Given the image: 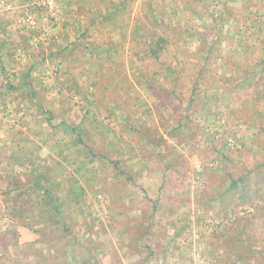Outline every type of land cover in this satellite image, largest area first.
Wrapping results in <instances>:
<instances>
[{"label": "rangeland", "instance_id": "374dc122", "mask_svg": "<svg viewBox=\"0 0 264 264\" xmlns=\"http://www.w3.org/2000/svg\"><path fill=\"white\" fill-rule=\"evenodd\" d=\"M198 2L0 0V264H264V0Z\"/></svg>", "mask_w": 264, "mask_h": 264}, {"label": "trees", "instance_id": "16d2710c", "mask_svg": "<svg viewBox=\"0 0 264 264\" xmlns=\"http://www.w3.org/2000/svg\"><path fill=\"white\" fill-rule=\"evenodd\" d=\"M198 0H180V4H179V8L181 10H186L187 13H194L195 11H198V8L200 7V2H198ZM47 4H45V9L47 10ZM41 8V7H40ZM39 9V8H37ZM238 17H241L240 15ZM4 17L0 16V35H2V37H0V73H1V78L4 81L3 85H6L5 87L10 88L11 90H17L19 85H22L24 83H28L27 79L31 77L32 74V67L28 68V70H26V72L23 71L22 72H11L10 67L8 66V64H6V61L3 60V48L4 47H10L12 44H9V42H7L6 40V22L3 20ZM219 31V30H218ZM167 44V40L162 37L159 36L157 39L152 40V46L151 48H149L150 54L156 56L158 54V52L162 49H164V47ZM24 75V76H23ZM16 79V80H15ZM199 81V77H196L193 80V84L191 86V92L193 94H195V89L197 87V83ZM29 84V83H28ZM30 85V89H29V101L32 104H36L37 105V100H36V88L34 85ZM22 95V94H21ZM22 96H25V94H23ZM190 102L192 101V96H190L189 98ZM81 135L82 133L78 132L74 141L76 143H81ZM81 151V150H78ZM94 153L93 149L89 147V153ZM36 168H32L30 171L33 172L35 174L36 172ZM38 175V179H42L45 180L46 183H48V172L41 174V172L37 173ZM50 175V174H49ZM36 177V176H35ZM37 178V177H36ZM28 184H24V189L25 191H27L33 184H35V182L31 179L28 178L27 179ZM16 186L20 187L21 185H23L22 183H20L19 180L16 179L15 181ZM238 183L236 181H233V185L232 186H236ZM49 191H51L50 189L46 188V192L48 193ZM50 196H48V201L40 202V206L38 207V211L41 214H46L48 216L47 221L50 223H54L57 221H62L63 219V215L61 214L60 211V206L61 204L59 203V198L57 196H54L52 194H49ZM49 203V204H47ZM53 203V204H52ZM49 210V211H48Z\"/></svg>", "mask_w": 264, "mask_h": 264}, {"label": "built area", "instance_id": "2783aa9c", "mask_svg": "<svg viewBox=\"0 0 264 264\" xmlns=\"http://www.w3.org/2000/svg\"><path fill=\"white\" fill-rule=\"evenodd\" d=\"M48 7H52V0H47Z\"/></svg>", "mask_w": 264, "mask_h": 264}]
</instances>
